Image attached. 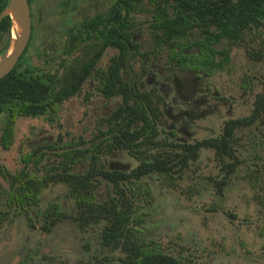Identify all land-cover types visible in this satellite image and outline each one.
<instances>
[{
    "label": "rangeland",
    "instance_id": "rangeland-1",
    "mask_svg": "<svg viewBox=\"0 0 264 264\" xmlns=\"http://www.w3.org/2000/svg\"><path fill=\"white\" fill-rule=\"evenodd\" d=\"M109 2L32 0L39 31L25 51V61L52 70L60 55L58 35H64L68 24L105 10ZM135 37L147 57L132 60L129 73L137 77L141 88L161 97L157 150H167L168 140L193 141L217 135L226 118L252 110L255 94L264 82V25L245 28L236 40L217 42V46H227L228 60L221 69L207 74L170 63L164 49H150L145 22L140 23ZM43 47L55 53L47 61L36 51ZM115 50L105 46L95 66L104 69ZM97 84L99 79L90 73L78 90L59 100L52 111L16 115L10 142L6 147L0 145V161L9 170L18 168L20 152L39 145L44 150L43 162H57L60 156L54 152L69 142L84 148L71 163L73 170L83 171L90 164L123 169L133 166L137 159L125 148L100 150L90 157L87 148L93 141L102 142L104 116L120 100L117 94L102 95ZM4 116L0 114V127ZM233 136L231 156L222 154L220 159L213 147L200 146L194 159L182 170L173 171L171 180L156 172L139 177L152 192L151 201L139 208V225L146 238L159 241L169 253L190 257L196 264H264V121L258 115L251 123L234 127ZM47 142L56 148L44 145ZM222 160H230L233 167L225 170ZM0 181L5 184L1 176ZM92 182L96 197L116 194L111 183L99 175ZM125 193L133 201L129 190ZM52 200L58 202L60 217L36 213ZM76 209L64 181L45 183L28 216L14 214L0 223V264H20L28 250L32 252L28 264H85L95 256L116 258L122 253L100 243L103 219L80 227L74 218Z\"/></svg>",
    "mask_w": 264,
    "mask_h": 264
},
{
    "label": "trees",
    "instance_id": "trees-1",
    "mask_svg": "<svg viewBox=\"0 0 264 264\" xmlns=\"http://www.w3.org/2000/svg\"><path fill=\"white\" fill-rule=\"evenodd\" d=\"M27 2L28 40L11 68L0 76V114L5 115L0 127V145L6 147L10 142L16 115L52 111L59 100L76 92L83 79L93 73L99 79L100 93L117 94L120 100L104 116L102 142L93 141L87 148L90 157L93 159L100 150L118 147L127 149L137 162L128 169L90 164L85 170L76 171L70 168L71 163L84 148L63 142L54 152L60 156L59 160L45 163L44 150L39 145L31 146L20 152L18 168L9 170L0 161V176L5 182L0 181V223L14 214L28 216V209L37 204L43 185L61 180L73 197L78 225L103 219L100 243L122 252L116 258L95 256L85 264H196L190 257L169 253L159 241L145 237L139 225L142 221L139 208L151 201L152 192L139 177L156 172L171 180L173 171L182 170L194 159L200 146L213 147L220 159L222 154L233 155V128L251 123L258 115L264 121V82L255 94L252 110L226 118L219 134L193 141L168 140L170 147L159 151L161 139L157 137L156 119L161 97L151 89L141 88L137 77L129 73L132 60L137 56L142 60L147 57L135 33L140 23L145 22L150 49L156 52L164 49L166 59L176 66L211 73L228 60L227 46H217V42L236 40L245 28L264 25V0H110L105 10L75 23L68 24L70 19H66L64 35H58L60 55L52 70L25 61V51L39 31L38 13L31 9L32 0ZM5 3L6 0H0V9ZM9 28L10 18L3 14L0 51L6 46ZM107 45L116 50L101 69L95 66V61ZM52 50L43 47L36 51L47 61L55 55ZM74 51L78 53L73 54ZM69 54L72 58H66ZM44 145L52 149L57 146L52 142ZM222 161L225 170L233 167L230 160ZM98 175L111 183L115 195L96 197L92 180ZM125 190H129L133 201L127 198ZM36 213L43 217L62 215L56 200ZM31 255V251H26L20 264H28Z\"/></svg>",
    "mask_w": 264,
    "mask_h": 264
},
{
    "label": "water",
    "instance_id": "water-1",
    "mask_svg": "<svg viewBox=\"0 0 264 264\" xmlns=\"http://www.w3.org/2000/svg\"><path fill=\"white\" fill-rule=\"evenodd\" d=\"M10 18L9 36L6 46L0 51V76L8 71L24 48L30 30V10L27 0H6L0 16Z\"/></svg>",
    "mask_w": 264,
    "mask_h": 264
}]
</instances>
